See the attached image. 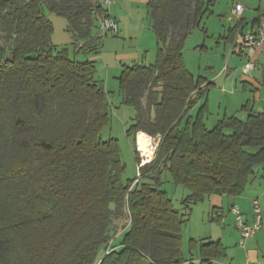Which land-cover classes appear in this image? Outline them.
<instances>
[{
    "label": "trees",
    "instance_id": "16d2710c",
    "mask_svg": "<svg viewBox=\"0 0 264 264\" xmlns=\"http://www.w3.org/2000/svg\"><path fill=\"white\" fill-rule=\"evenodd\" d=\"M215 1L148 2L156 62L126 65L119 80L124 102L137 112L128 133L161 141L153 162L138 168L141 177L126 184L120 144L101 137L110 102L96 66L53 44L48 16L67 19L75 54L98 53L104 36L119 31L101 29L112 17L107 5L0 0V264H19L12 253L17 237L24 239L25 264H214L224 254L221 240L192 239L201 257L184 256V215L159 187L168 170L189 188L190 207L212 194L241 195L257 165L264 170L263 113L224 116L212 129L203 119L207 104L189 115L207 89L186 65L185 43ZM97 28L102 36L93 34ZM125 207L131 223L115 246L114 220ZM90 242L94 252L83 247Z\"/></svg>",
    "mask_w": 264,
    "mask_h": 264
},
{
    "label": "crops",
    "instance_id": "0c3cea01",
    "mask_svg": "<svg viewBox=\"0 0 264 264\" xmlns=\"http://www.w3.org/2000/svg\"><path fill=\"white\" fill-rule=\"evenodd\" d=\"M148 2L149 0H116L106 6L110 16L119 22V31L116 35L112 34V37L104 39V52L99 57L106 61L107 58L114 57L110 60L111 63L108 61V67L113 70L116 78L126 65L140 62L138 60L144 57V52L150 46L146 44L157 41ZM238 3L244 4L242 1L233 0L230 9L218 11L219 27L212 31V38L218 40V46L223 42L225 44L220 48V53L209 54L210 61L205 66L210 69V73L202 77L203 87H207V90L189 112V115L195 117V110L198 108L199 111L202 105L207 104L203 119L206 125L214 127L224 116H236L246 120L251 113L264 114V45L256 47L251 54L242 45V35L245 32L258 30L264 9L259 6L258 14L246 17L248 14L246 15L245 5L241 12L235 11ZM226 22L230 25L227 26ZM93 34L98 37L102 36L103 32L97 28ZM200 48L206 50L207 46L201 45ZM220 55L223 60H220ZM250 58L254 67L244 73L243 66ZM106 84L109 85V78ZM261 171H256V175L241 195L212 194L200 201L203 213L209 214L213 219H219L218 211L226 212L223 219L225 227L221 228L218 239L224 244L225 252L214 260V264H264V222L254 236L241 243V233L236 226L235 215L229 211L231 206L238 205L244 218L253 222V201L257 199L264 219L263 167Z\"/></svg>",
    "mask_w": 264,
    "mask_h": 264
},
{
    "label": "rangeland",
    "instance_id": "374dc122",
    "mask_svg": "<svg viewBox=\"0 0 264 264\" xmlns=\"http://www.w3.org/2000/svg\"><path fill=\"white\" fill-rule=\"evenodd\" d=\"M239 1H242V3H244L243 5H245L246 7V15L248 14V16L246 17L258 14L260 11L258 10L259 6L261 7V9H264V0ZM232 3L233 0H216L215 4L211 6V10L204 16L201 26L196 28L195 31L186 40L184 48L186 65L196 77L208 76V74L210 73V69H207L205 64L210 61L209 54L218 52L220 53V48L225 44L223 42L222 45L218 46V40L212 38V31L219 27V16L217 15L219 14L218 11L224 8L227 10L230 9ZM48 16L53 22L54 26V31L52 34L53 44L58 49L70 48L72 59H75L78 62L93 61L96 66L97 70L95 72V80L104 84L105 90L108 92V98L110 102V122L102 129L101 137L104 140L114 138L120 144L122 158L125 163V171L123 172L122 180L127 184L138 177V164H143V156L138 147L139 137H143L145 140L147 139L145 137L146 132L144 133L143 131H140V133L138 132L135 138L128 133V130H130L136 123L137 112L135 107L125 103L123 100V95L120 89V80L118 78L120 74L116 78V76L112 73L113 70L109 69L108 67V61L112 60L114 57L112 56L111 58H107L108 61L100 59L99 56L104 52L102 51L103 46L98 53L93 51L86 52L81 50L75 54L76 51L72 41L73 37L71 32L67 29V19L55 12H48ZM226 25L229 26L230 23L226 22ZM204 28L206 29V31L204 30ZM112 36V34L105 35L104 39ZM104 39H102V42L104 41ZM149 44L150 46L147 51H145L146 53L144 52V57L138 60L140 62H144L147 65L155 63L157 59V41H151L146 45ZM201 45L207 46V49L202 50V48H200ZM221 59L222 56L220 55V60ZM130 65L133 64L130 63ZM108 78L109 85L107 86L106 82ZM197 111L198 108L195 110V115L197 114ZM207 126L210 129L214 127L209 124ZM146 134L150 136V134ZM150 137H152L151 139L154 144L153 145L149 141L154 150V160L158 155L161 136L157 135ZM248 149L252 151L255 150L254 147H248ZM153 160L151 162H153ZM261 170L262 165H257V173L262 172ZM159 187L168 193L169 197L173 201L174 206L184 215L185 222L182 227L184 256L187 259L192 258L197 261L201 256L197 252V250H193V248L190 246V241L192 239L198 241L218 240L220 237L221 228L225 227L223 220L213 219L209 216V214L203 213V208L200 207L202 206L201 202L191 203L190 205H188L190 207H187L184 200L190 192L189 188L183 184L175 183L171 173L168 170H165L162 173ZM130 223L131 216L128 207H125L121 218H117L114 220V234L117 235L113 239V244L115 246H120V244L122 243L124 235L121 236V234H123L129 228ZM109 244L112 245L111 239L106 243L107 246ZM83 247L84 249H86V251L92 250V252H94L95 250H97V246L91 242L89 244H85ZM105 249L99 250V252L103 254ZM110 251L111 248H109L106 253H109ZM64 252L65 254L67 253L66 250ZM12 253L15 259H18L19 264L27 263V251L24 249L23 238H16V240L14 241Z\"/></svg>",
    "mask_w": 264,
    "mask_h": 264
},
{
    "label": "built area",
    "instance_id": "2783aa9c",
    "mask_svg": "<svg viewBox=\"0 0 264 264\" xmlns=\"http://www.w3.org/2000/svg\"><path fill=\"white\" fill-rule=\"evenodd\" d=\"M116 0H103L104 5H109ZM243 10V4L238 3L235 6V11L236 12H241ZM101 29L103 31L107 32H117L119 30V23L118 21L113 18V17H105L101 20ZM242 45L244 48H246L251 54L254 49L258 46L264 45V12L262 16V20L260 23V26L257 31H247L243 34L242 37ZM254 67V62L250 58L245 65L243 66V71L244 73H247L251 68ZM144 164L138 165V168ZM141 177L140 172L138 173V178ZM254 204V216L255 219L253 222H248L244 218V214L241 212L240 208L238 205H233L230 208V212H232L235 215V222L236 226L240 230L241 233V243L244 242L245 239L252 237L256 234V232L262 227L264 219H263V214L259 205V201L255 199L253 201ZM219 216L223 220L224 217L226 216V212L224 210L219 211Z\"/></svg>",
    "mask_w": 264,
    "mask_h": 264
},
{
    "label": "bare ground",
    "instance_id": "6f19581e",
    "mask_svg": "<svg viewBox=\"0 0 264 264\" xmlns=\"http://www.w3.org/2000/svg\"><path fill=\"white\" fill-rule=\"evenodd\" d=\"M138 147L143 156V164L151 162L154 158V150L151 146V143L148 140H145L143 137H139Z\"/></svg>",
    "mask_w": 264,
    "mask_h": 264
}]
</instances>
